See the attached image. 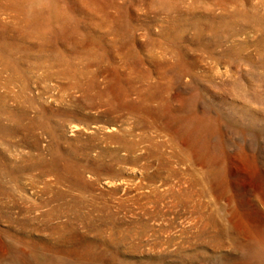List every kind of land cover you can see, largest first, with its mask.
<instances>
[{"label": "rangeland", "instance_id": "obj_1", "mask_svg": "<svg viewBox=\"0 0 264 264\" xmlns=\"http://www.w3.org/2000/svg\"><path fill=\"white\" fill-rule=\"evenodd\" d=\"M0 264H264V0H0Z\"/></svg>", "mask_w": 264, "mask_h": 264}]
</instances>
